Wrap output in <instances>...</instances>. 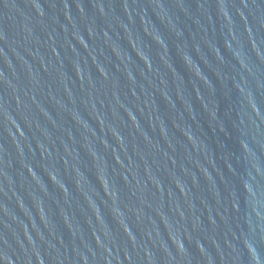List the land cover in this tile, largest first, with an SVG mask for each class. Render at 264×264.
I'll return each instance as SVG.
<instances>
[{
  "label": "water",
  "instance_id": "water-1",
  "mask_svg": "<svg viewBox=\"0 0 264 264\" xmlns=\"http://www.w3.org/2000/svg\"><path fill=\"white\" fill-rule=\"evenodd\" d=\"M0 264H264V0H0Z\"/></svg>",
  "mask_w": 264,
  "mask_h": 264
}]
</instances>
